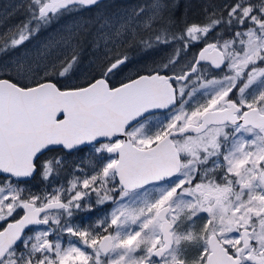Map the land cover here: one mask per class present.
<instances>
[{"label":"snow or ice","instance_id":"snow-or-ice-1","mask_svg":"<svg viewBox=\"0 0 264 264\" xmlns=\"http://www.w3.org/2000/svg\"><path fill=\"white\" fill-rule=\"evenodd\" d=\"M16 17L0 264H264V0H0Z\"/></svg>","mask_w":264,"mask_h":264},{"label":"flooded vegetation","instance_id":"flooded-vegetation-1","mask_svg":"<svg viewBox=\"0 0 264 264\" xmlns=\"http://www.w3.org/2000/svg\"><path fill=\"white\" fill-rule=\"evenodd\" d=\"M4 2L6 3H10V0H4ZM107 2V0H106ZM196 6V5H194ZM199 9L198 7H194L193 8V13L194 12H198ZM15 21V20H14ZM15 24V23H14ZM195 51V50H193ZM161 55H167L166 52H162ZM158 58V57H157ZM150 63V61H148ZM154 119H164V115L162 112H158L156 114V116L154 117ZM70 161H76L79 162L80 160V154H74L72 157L69 158ZM85 163H87V161L85 160ZM69 178H71L69 176ZM32 184L35 186L34 188H37L36 191H39V182L38 181H33ZM92 200H95V194H92L91 196ZM110 210L108 206H105V208L103 210L100 211H96L93 213H88V212H77L74 215V223H76L77 225L81 226V227H88L89 225H95V222L97 221L98 217L102 216L104 214V212ZM75 239V238H72Z\"/></svg>","mask_w":264,"mask_h":264},{"label":"rangeland","instance_id":"rangeland-1","mask_svg":"<svg viewBox=\"0 0 264 264\" xmlns=\"http://www.w3.org/2000/svg\"><path fill=\"white\" fill-rule=\"evenodd\" d=\"M201 1H202V0H191V3H192L193 5H199ZM14 2H16V0H10V3H14ZM195 13H197V12H194L193 14H195ZM85 15H90V13H86ZM14 19H15V21H14ZM18 19H20V17H16V18H13V19L8 20L5 24H3L2 27H0V31H3V29H4L5 27H8V26L13 25L14 23H16ZM63 23H71V18H65L64 20L61 21V24H63ZM59 27H60L59 24H58V25H55L53 28L49 29L48 32L43 33V34H41L40 36L34 38V39H33V40L27 45L28 48H30V49L35 48V46H36L37 44H39V43H41V42H43L44 40L47 39L49 33H53V34H54L55 31H56Z\"/></svg>","mask_w":264,"mask_h":264},{"label":"trees","instance_id":"trees-1","mask_svg":"<svg viewBox=\"0 0 264 264\" xmlns=\"http://www.w3.org/2000/svg\"><path fill=\"white\" fill-rule=\"evenodd\" d=\"M201 2H202V1H201ZM201 2H200V3H201ZM14 20H15V19H14ZM36 189H37V188H34V190H36Z\"/></svg>","mask_w":264,"mask_h":264}]
</instances>
